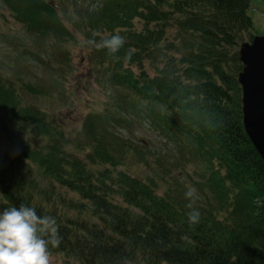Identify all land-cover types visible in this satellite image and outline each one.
Returning a JSON list of instances; mask_svg holds the SVG:
<instances>
[{"label":"trees","instance_id":"obj_1","mask_svg":"<svg viewBox=\"0 0 264 264\" xmlns=\"http://www.w3.org/2000/svg\"><path fill=\"white\" fill-rule=\"evenodd\" d=\"M22 1L34 8L33 18L20 15L28 28L77 43L79 34L89 45L95 77L113 90L105 120L144 117L173 147L135 144L157 163L152 179L163 185L157 197L149 194L153 186L135 183L142 189H123V202L115 201L113 186L100 182L98 173L64 166L57 179L80 190L75 205L52 192L33 202L11 191L7 178L0 179L3 206L23 203L55 217L63 239L54 250L79 264H264V162L243 129L233 49L251 28L250 0ZM45 17L55 20L49 30L41 26ZM64 20L74 34L61 29ZM117 33L126 43L114 55L87 43ZM95 134L91 145L103 153L119 146L122 154L132 143L118 134L110 140L106 130ZM186 154L202 163L196 178L178 165ZM182 170L200 192L193 205L200 219L193 225L190 200L176 179Z\"/></svg>","mask_w":264,"mask_h":264},{"label":"rangeland","instance_id":"obj_2","mask_svg":"<svg viewBox=\"0 0 264 264\" xmlns=\"http://www.w3.org/2000/svg\"><path fill=\"white\" fill-rule=\"evenodd\" d=\"M31 9L34 8L22 0H0V179L8 178L11 191L21 192L33 202L45 201V195L52 192L56 197L58 193L68 195L75 205L82 199L80 190L66 188L57 177L64 166L83 172L86 165L90 173H98L100 182L113 186L115 201L123 202V189L130 193L133 188H141L135 183L153 186L154 192L149 194L157 197L163 188L161 181L154 183L152 179L157 163L135 144L142 141L151 150L159 151L173 147L172 143L144 117L129 114V121L124 124L105 120L102 114L113 90L102 86L95 77L91 48L79 34V43L69 35L58 38L59 35L49 34V27L55 23L49 17L41 22V26L46 23L47 33L28 28L20 15L33 18ZM247 13L251 28L240 33L233 48L236 54L241 41L264 33V0H250ZM61 29L74 32L65 20ZM57 40L59 45L55 46ZM105 130L110 140L118 134L132 141L128 142L130 147L123 149L122 154L119 146L108 153L94 148L90 134L99 135ZM178 165L184 166L193 178L202 167L196 157L187 154L180 156ZM186 171L176 178L177 182L184 184L185 193L195 189V196L200 197ZM4 204L0 191V211L6 208ZM60 209L72 211L69 206ZM50 251L51 264H79L61 251Z\"/></svg>","mask_w":264,"mask_h":264},{"label":"clouds","instance_id":"obj_3","mask_svg":"<svg viewBox=\"0 0 264 264\" xmlns=\"http://www.w3.org/2000/svg\"><path fill=\"white\" fill-rule=\"evenodd\" d=\"M99 49L116 54L126 43L119 33L102 38L100 43L90 40ZM131 51L128 57L131 56ZM190 200L187 213L190 225L199 222L200 213L194 209L195 189L185 193ZM57 219L51 215H38L35 207L21 203L19 207L0 211V264H51V251L62 243Z\"/></svg>","mask_w":264,"mask_h":264},{"label":"water","instance_id":"obj_4","mask_svg":"<svg viewBox=\"0 0 264 264\" xmlns=\"http://www.w3.org/2000/svg\"><path fill=\"white\" fill-rule=\"evenodd\" d=\"M237 57L243 129L264 162V33L241 41Z\"/></svg>","mask_w":264,"mask_h":264}]
</instances>
